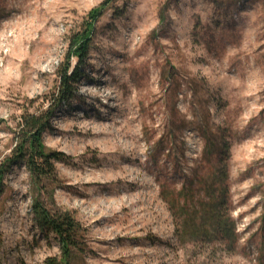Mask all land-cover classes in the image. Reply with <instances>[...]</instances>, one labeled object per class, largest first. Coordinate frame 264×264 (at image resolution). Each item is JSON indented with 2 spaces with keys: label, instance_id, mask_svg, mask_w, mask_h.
<instances>
[{
  "label": "rangeland",
  "instance_id": "374dc122",
  "mask_svg": "<svg viewBox=\"0 0 264 264\" xmlns=\"http://www.w3.org/2000/svg\"><path fill=\"white\" fill-rule=\"evenodd\" d=\"M103 1L0 0V161ZM79 72L43 135L54 178L7 176L0 264L61 260L36 202L83 228L68 264H264V0H115Z\"/></svg>",
  "mask_w": 264,
  "mask_h": 264
},
{
  "label": "trees",
  "instance_id": "16d2710c",
  "mask_svg": "<svg viewBox=\"0 0 264 264\" xmlns=\"http://www.w3.org/2000/svg\"><path fill=\"white\" fill-rule=\"evenodd\" d=\"M114 1L104 0L97 8L92 9L87 14L84 31L70 38L69 55L66 66L59 74V86L55 93V100L45 109L35 113L24 111L19 117L13 148L0 161V197L5 191L7 176L14 167L23 165L36 183L41 184L44 180L54 178V164L65 160L62 153L46 150L43 145V135L50 130L51 120L55 117L57 110L74 98L77 92L76 85L81 78L79 69L83 66L89 53L94 23L101 16L105 7ZM71 58L75 59L73 67L69 64ZM32 210L33 220L40 231L53 235L57 239L61 252V260H48L46 264H68L67 259L72 255L84 253L83 228L70 212L49 211L38 202L34 204ZM1 245L0 233V248Z\"/></svg>",
  "mask_w": 264,
  "mask_h": 264
}]
</instances>
